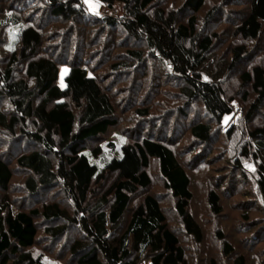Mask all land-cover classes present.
Returning <instances> with one entry per match:
<instances>
[{
  "label": "trees",
  "instance_id": "16d2710c",
  "mask_svg": "<svg viewBox=\"0 0 264 264\" xmlns=\"http://www.w3.org/2000/svg\"><path fill=\"white\" fill-rule=\"evenodd\" d=\"M118 1L0 0V264H264V0Z\"/></svg>",
  "mask_w": 264,
  "mask_h": 264
},
{
  "label": "rangeland",
  "instance_id": "374dc122",
  "mask_svg": "<svg viewBox=\"0 0 264 264\" xmlns=\"http://www.w3.org/2000/svg\"><path fill=\"white\" fill-rule=\"evenodd\" d=\"M84 5L86 6V8L92 12H101V13H111V14H120L122 12L121 9V2L118 0H115L112 3L111 7L106 6V4H104L103 2L99 1V0H82ZM67 70V65H61L58 69V75H57V79L56 82L59 85H63V75L65 74ZM238 107L234 108V112L232 114V116H230L229 118H227L225 120V124H228L231 121V117H233V115L237 114L239 112ZM140 264H148V260H143Z\"/></svg>",
  "mask_w": 264,
  "mask_h": 264
}]
</instances>
